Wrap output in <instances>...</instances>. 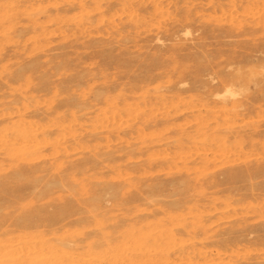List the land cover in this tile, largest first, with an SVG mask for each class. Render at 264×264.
Returning <instances> with one entry per match:
<instances>
[{
    "label": "rangeland",
    "instance_id": "374dc122",
    "mask_svg": "<svg viewBox=\"0 0 264 264\" xmlns=\"http://www.w3.org/2000/svg\"><path fill=\"white\" fill-rule=\"evenodd\" d=\"M0 264H264V0H0Z\"/></svg>",
    "mask_w": 264,
    "mask_h": 264
},
{
    "label": "bare ground",
    "instance_id": "6f19581e",
    "mask_svg": "<svg viewBox=\"0 0 264 264\" xmlns=\"http://www.w3.org/2000/svg\"><path fill=\"white\" fill-rule=\"evenodd\" d=\"M224 92H225L226 94H228L229 96H234V95H235L234 92L231 90V87H230L228 84L225 86ZM235 96H236V95H235ZM3 190H4V189H3Z\"/></svg>",
    "mask_w": 264,
    "mask_h": 264
}]
</instances>
